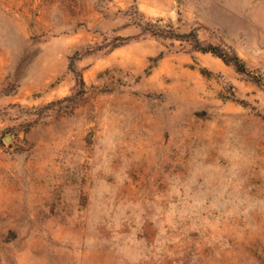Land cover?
<instances>
[{
	"label": "rangeland",
	"instance_id": "1",
	"mask_svg": "<svg viewBox=\"0 0 264 264\" xmlns=\"http://www.w3.org/2000/svg\"><path fill=\"white\" fill-rule=\"evenodd\" d=\"M0 264H264V0H0Z\"/></svg>",
	"mask_w": 264,
	"mask_h": 264
},
{
	"label": "trees",
	"instance_id": "2",
	"mask_svg": "<svg viewBox=\"0 0 264 264\" xmlns=\"http://www.w3.org/2000/svg\"><path fill=\"white\" fill-rule=\"evenodd\" d=\"M188 37L191 39L190 44L193 47L194 51H199L202 53H212L219 58H221L226 64L234 65L238 72L247 74V68L246 65L236 56H232L228 54L227 52H224L221 48L215 47L212 45H203L200 40L198 39V36L196 34H191ZM80 77V75H79ZM82 83V79L80 80Z\"/></svg>",
	"mask_w": 264,
	"mask_h": 264
}]
</instances>
